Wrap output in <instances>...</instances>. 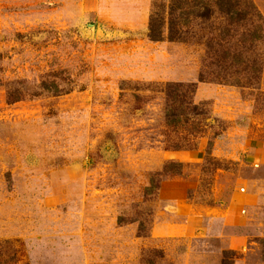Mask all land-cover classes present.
Returning <instances> with one entry per match:
<instances>
[{
	"label": "rangeland",
	"instance_id": "1",
	"mask_svg": "<svg viewBox=\"0 0 264 264\" xmlns=\"http://www.w3.org/2000/svg\"><path fill=\"white\" fill-rule=\"evenodd\" d=\"M152 5L0 0L4 80L70 90L0 89L3 264H264V63L257 86L200 82L201 45L147 39ZM167 84L194 85L199 135L167 128Z\"/></svg>",
	"mask_w": 264,
	"mask_h": 264
},
{
	"label": "trees",
	"instance_id": "2",
	"mask_svg": "<svg viewBox=\"0 0 264 264\" xmlns=\"http://www.w3.org/2000/svg\"><path fill=\"white\" fill-rule=\"evenodd\" d=\"M147 39L153 43H194L204 51L202 75L211 76L220 84L247 88L257 86L264 63V20L251 0H153L147 26ZM1 61V56H0ZM0 67V89H4L5 103L53 97L70 92L58 83L59 72L40 75L37 82L25 79L5 81ZM194 85L167 84L165 86V117L167 128L173 132L201 133L202 113L192 105ZM200 132V133H198ZM189 144V143H187ZM191 149V145H172L171 149ZM180 164L169 162L167 174H179ZM143 223H138L142 232ZM0 264L3 262L0 259Z\"/></svg>",
	"mask_w": 264,
	"mask_h": 264
}]
</instances>
